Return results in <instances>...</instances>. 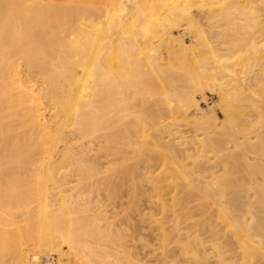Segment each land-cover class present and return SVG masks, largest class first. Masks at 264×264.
Masks as SVG:
<instances>
[{
  "label": "bare ground",
  "instance_id": "bare-ground-1",
  "mask_svg": "<svg viewBox=\"0 0 264 264\" xmlns=\"http://www.w3.org/2000/svg\"><path fill=\"white\" fill-rule=\"evenodd\" d=\"M75 2L79 3L76 4ZM218 2L221 4V9L217 7V11L221 10V12L217 17L228 21V25L229 23L237 25L239 30H237L234 42L232 41V48L229 51L225 50L228 53L217 54L218 58L215 56L217 58L216 69L219 73L223 70L235 73V70L231 68L232 65L231 67L229 65L231 62L229 60L241 57V55L257 54L254 60L258 61L252 62L248 68L249 76L243 74L244 76L241 78L232 77V80L237 84L235 86L237 92L240 85V92L242 89L245 91L243 86H247L248 91L255 90L249 95L256 97L259 94L257 92L264 86V0H251L253 5L245 4L246 0L243 3L242 0H219ZM258 2L261 3L260 8L255 4ZM191 3L192 0H61L59 2L56 0H0V192H4V196L8 193L5 190L8 186L11 187L10 182L14 177L33 176L40 179L47 175L61 178L67 175L75 174L76 176L78 174L80 176L82 174V177L89 181L98 175L99 167L97 165H101L104 157L108 158L114 153L111 147L113 143L117 144L119 141H115L118 135H122L120 139H125L129 137L130 129L134 128L132 122L128 120L130 118L129 113L127 111L122 113V111L128 110V101L129 99L132 101L127 93L128 88L136 91L138 86L135 85L136 88L134 89L132 82L137 81L138 77L141 76L140 60L135 56V50L137 48L143 50L148 46L152 49H158V45L165 44L167 47L170 43H179L184 46V39L179 38L181 33L176 35L175 30H184L189 34L191 32L196 34V38L192 39L195 48L186 45L187 47H184V49L187 48L186 52L189 48L193 55L196 48L205 49L207 46L205 34L200 27L197 15L193 13ZM206 3L207 0H202V7L207 5ZM211 5L210 7L214 6ZM164 9L169 10V16L158 18ZM197 9H199L198 6ZM216 9L211 12L207 10V12L211 14L214 12V15L217 12ZM166 10L164 11L166 12ZM213 15L209 17L214 19L216 16ZM51 17H59V20L62 17L68 22L65 24V21L63 22L61 19L58 21L65 25L57 24L59 25L57 27L62 28L60 32L62 36L59 40L62 42L59 50L61 54L54 53L56 50L53 52V49L46 52L40 51L42 48L39 47V44L47 39L45 30H41L38 34L30 32V28L39 24L41 19ZM218 23L216 22V24ZM218 25L220 26V24ZM215 27L214 29H216ZM17 28H19L20 33H17ZM232 29H235V26H232ZM232 29H227L228 33ZM151 31L156 32L157 36L161 32L159 34L161 37L158 40L155 38L153 40L150 38L153 36ZM147 32H151L152 35L150 34L148 37L149 33ZM232 36L235 35L232 34ZM220 40L224 41V38L222 37ZM221 43L223 44V42ZM221 43L219 44L221 45ZM261 52L263 57L260 58L258 55ZM149 54L150 52L145 55ZM208 54L211 52L199 53L202 56L200 60H206ZM150 55L155 56L156 54ZM186 56L184 55V57ZM193 57V59L198 58L195 55ZM155 58L158 62L157 56ZM186 58L189 59L188 56ZM235 65L237 64L235 63ZM256 66L259 67L258 70H256ZM243 68L245 69V67ZM156 69L158 74L161 70L157 69L159 70L157 71ZM212 75L214 74L212 73ZM218 85V88L221 89L220 103H223L228 97L230 98L231 91H224L226 90L224 84ZM254 101L256 104L258 97ZM194 105H196L197 111L200 110L198 102ZM228 108L230 111V106ZM200 112H202L200 113L202 114L200 120L203 121L216 117L212 109L207 112L203 110ZM242 117L236 114L231 116L229 121L232 124L223 133L221 132L223 126L219 122L214 125L208 122L207 124L204 123L209 125L207 126L209 129H205L202 134L200 133L202 136L200 140L192 144L196 147L201 142L203 146L204 144L206 146L193 153L196 155L197 152H200V155L193 157L194 159L190 162L192 167L182 168L183 172H181V166L185 164V159L181 155H190L191 147L186 145V141L177 140L182 139L181 135L172 136V133H169V136L160 135V131L166 133L163 130L167 129L168 126H162L159 123L161 126H156L151 130L155 134L159 132L158 136L168 147L169 151L166 149L167 152L173 156L172 159H168L171 167L176 166L174 169L192 180L194 188L200 193L208 195L216 205L220 212L221 224L212 225L211 230L215 235L226 230V233L223 234V250L219 251L220 249L215 247L214 243L200 237L198 233L202 232L199 231L200 223L194 224L195 231H189L186 227L180 226L176 230L177 233L187 235L188 241L185 242L181 237L178 238L176 250L184 252L186 255L184 261L186 262L196 264L202 263L206 259L208 261V257L204 254L200 256L199 252L205 253L210 249L215 257L214 264H264V119H260L262 122L258 119L253 124L252 120H242ZM122 120L125 122H123L124 124L120 123ZM194 131L196 132V130ZM139 132L142 134V131ZM154 137L157 138L156 135ZM135 142L133 141L130 146H135ZM107 148L110 151H105ZM117 148L118 152L124 151L122 147V150ZM129 150L127 148L125 151L130 153ZM143 158H146V155ZM158 160L149 158L147 164L144 163L145 166H142L143 173L147 176L152 174L157 167L156 165L160 163ZM165 160L162 161L165 162ZM217 165L226 169L222 176L215 174L219 171H215ZM185 166L187 165L185 164ZM208 172L210 174L206 176L205 174ZM140 174L138 179L141 177ZM146 177L143 179L146 180ZM209 177L210 180L207 179ZM86 180L85 182H87ZM108 181L109 179H104L102 183ZM146 183L148 184V182ZM54 188L58 189L59 194H62L60 195L61 203L49 206L46 196L42 193L40 197L41 210L39 214L36 213L38 214V226H35L39 232L41 231L45 235L51 222L60 220L61 223L58 224L65 225L66 229L62 227L66 232L63 230L61 236L43 235L42 238H39V242L35 243L34 248L27 249L29 246L26 248V253L20 254L18 247L19 255L23 257L25 264H40V258L43 255L58 252L61 256V260L60 257L58 258L59 264H70L68 251L60 245L66 241L69 244L68 247L70 246L71 253L76 256L77 264L94 263L96 258L94 257L92 261L88 257V250H92L91 247L89 249L88 242L82 241L84 239L82 237H85L86 240L91 238L89 241H92L94 237L92 232L86 230L88 232L81 233L78 231L79 227H76L74 222L79 216L73 215L77 210L74 211L73 207L66 211L64 209L67 206L75 205L72 197L66 193L67 189L63 184H58ZM159 190L157 191L160 192ZM146 191L150 192L151 190L145 189ZM153 192L155 195L150 193L146 196V199L151 201L150 203L153 202L150 197L159 194H156L155 190ZM13 195L11 194V196ZM19 201L21 200L19 199ZM6 204L9 205L7 197L0 199V212L3 207L8 209L9 206L5 208ZM159 204L165 211L166 204L160 201ZM33 215L31 218L34 219ZM159 235H163L162 239L165 240L172 239L163 232ZM81 242L84 244L86 242L85 250L82 251ZM100 246L103 247V250ZM105 246L102 243L95 246L93 255L96 256L100 253L99 251H102L104 255L107 253L109 256V249L105 250L107 249V247L104 249ZM22 249L24 250V248ZM119 249L117 247L115 251L121 261L114 257V260L117 259L116 264L117 262L118 264H139L136 258L134 259L131 254L124 250L127 248ZM166 249L161 250L160 258L162 261H171L170 250ZM111 259L110 262H112Z\"/></svg>",
  "mask_w": 264,
  "mask_h": 264
},
{
  "label": "rangeland",
  "instance_id": "rangeland-1",
  "mask_svg": "<svg viewBox=\"0 0 264 264\" xmlns=\"http://www.w3.org/2000/svg\"><path fill=\"white\" fill-rule=\"evenodd\" d=\"M56 1L59 2L61 0H56ZM197 1L198 0H192L191 5H192V9L194 10L192 11L195 15H197L196 17L200 21V25H201L200 27L205 34L207 46L205 47V49L200 48L201 50L196 48L195 54L193 55L191 54L192 52L188 48L189 51L187 50L188 52L187 53L186 52L187 48L184 49V47H187L186 45H188L189 47L191 46L190 48L194 47L193 45L194 43L192 39L194 37L196 38V34L192 32L189 34L184 30H180V31L175 30L176 35L181 33L179 35V38L181 37L182 39H184L183 40L184 46L179 43H174V44L170 43L171 46L170 44H168L166 47V45L164 44L162 46L158 45L159 46V47L157 46L158 49H154V48L152 49L148 45H145L146 47L147 46L149 47L146 48L148 50L144 48L143 50L138 48L135 50V56L140 60L139 68L141 69V76L138 77L137 81L132 82V84H134V89L138 86L136 91L133 89H132L133 91L131 89L129 90L128 88L127 93L128 96H130L129 98H132V101L131 99H129L128 110L122 111V113L124 111H127L129 113V117L132 119L129 118L128 120L132 122L130 123L134 126V128L132 127L130 129L131 131L129 133V137H126L125 139L124 138L120 139V136L122 135H118L117 138L119 139L116 138L115 141L119 140L123 143L117 141V144L116 143L112 144L111 150H113L114 153L110 155L108 158L104 157L102 159V161L103 160L104 161L101 163V165H97L99 167L98 175L94 176L89 181L83 178L82 174L80 176L78 174H76V176L75 174L67 175L61 178L51 177L50 175H47V176H43L40 179H36L33 176H20L17 178L14 177L11 179L10 182L11 187L8 186L7 189L5 190L8 193L7 194L5 193L6 195L4 196L3 195L4 192L3 193L0 192V199L7 197L9 202V205H7L8 204L7 203L6 204L7 206H5V208L9 206L8 209H4L3 207L2 211L3 210L5 211L0 212L1 213L0 214V264H25L24 260L22 259L23 257L19 255L17 248L18 247L20 249L24 248V250L22 249L23 252L22 250L19 249L20 254L26 253L27 252L26 248L28 246L29 247L27 249L34 248L36 245L35 243H38L39 238L40 237L42 238V236L44 235L43 232L40 231L41 232L40 233L37 229L38 226L37 218L41 210L40 197L42 196L41 194L43 193L46 196V200L49 206L52 204L61 203L60 195L62 194H59L58 189L54 188L58 184H63V186L67 189L66 193L70 197H72V200L74 201L75 204V205L73 204L74 206H67L64 209L66 211L70 207H73L74 211L77 210V212L75 211V214L73 213V215L79 216L78 217L79 219L76 217L77 219H75L74 222V225L76 224V227L80 228V229L78 228V231L81 233H86L89 231L92 232L94 236L93 237L94 240L92 239V241H89L91 240V238L89 240L87 238L86 240L85 237H82V239L84 238L82 241L83 242L84 240L87 241L88 242L87 245L89 244L88 248L90 249L91 247L92 249V250H88V254H89L88 257L90 258V260L92 259V261L94 257L96 258L94 263L91 264H113L112 262L115 263L117 259L120 260L121 258H119L116 255V251H115V248L117 247H119L120 249H123L124 247L127 248L124 250H126V252L131 254L134 259L136 258V260L139 261V264H193L184 261L186 256L184 252L176 250V240L178 238L181 237L183 241L185 242L188 241L187 235L185 234L179 235V233H177L176 230L180 228V226H183L186 227V229L189 231H195L194 224L197 222L200 223L201 226L199 231L202 232H198L200 237H202L204 240H208L210 243H214L215 247L220 249L219 251L223 250L222 249L224 245L223 234L226 233V230L220 231L221 233L219 235H215L214 232L211 230L212 225L221 224V218L219 215L220 212L217 210L216 205H214L213 201L209 198V196L197 191L193 186L194 183H192V180H190L185 175H183V173L181 174V172H183L182 168L192 167L190 162L195 157L200 155V152H197L196 155H194L193 153H195L196 151H200L202 148H205L206 146V144H204L203 146L201 142H199L198 145L196 146L198 148L197 150V148L192 144L193 142L200 140V138L202 137L201 134L205 131V129H209L207 128V126L209 125H205L204 123L207 124L208 122L209 124L211 123L214 125L216 122H219L221 126H223L222 128L223 130L221 131L223 133L232 124V122H230L229 119L231 116H234L235 114L240 117L243 116L242 120H252L253 124L256 123L258 119L259 120L261 118L264 119V101H263L264 86L259 90V92H257V94L259 93L260 95L258 94V96L256 97L253 96L251 97L250 96L251 93L255 90L251 92L250 90L248 91L247 86H243V88L245 87L244 88L245 91H243L242 89L243 92L242 93L240 92L241 90L240 88L241 85H240L239 86L240 90L238 89L237 92V88L235 87L237 86V84L235 83L234 80H232V77L236 78V76H238V78H241L244 76L243 74L249 76L248 68L250 67V64L252 62L256 63L258 61V60H254L256 59V55H257L255 53L244 56L241 55V57H236L229 60V62L230 61L231 62L230 64L229 63L228 64L230 65V67L232 65L231 68L235 70V73L231 71L228 72L226 70H223L221 73L217 71L215 62L217 61L218 55H221V53L224 55L225 53H228L227 51H229L230 48H232L231 46L233 45L239 27L237 25H231L230 23L228 25V21L220 17H217V15H219V13L221 12V10L217 11L221 5L220 2H218L219 0L216 1L214 0L213 2L211 0L212 3L209 2L210 0H207L206 3L207 5H205L206 7L205 6L202 7V0L201 1L199 0L200 2L198 1V3ZM243 2H245V0H242V3ZM75 3L78 4L79 2H75ZM209 3H211L212 5L216 3L217 4L214 5L215 7L210 4L212 6L210 7V5H208ZM245 4L253 5L254 3L252 4L251 0H246ZM255 4H257L259 8L261 7L260 2ZM197 6L199 9H197ZM207 6L209 9H211L210 11L207 8ZM206 8L208 12L215 11L213 9L217 8L216 9L217 12H215L214 14L216 17L213 15L214 12H212V14L208 13ZM164 10L162 11L161 16L158 15V18H164L169 16L170 14L168 13L169 10L168 11L166 10V12ZM205 13L213 15L215 18L211 19L209 17L210 15L209 16L208 14L205 15ZM61 19H63L62 20L63 22L66 20L62 17ZM61 19L59 20V17L41 19L39 24L30 28V32H32V34H38L41 32V30H45L47 32L46 35L47 39L39 44L40 45L39 47L42 48L40 49V51L46 52L53 49L52 50L53 52L56 50L54 53L57 52V54L58 53L61 54V51L59 50L61 49L60 46L62 45V42L59 40L61 39L60 37L62 36L60 33L62 28L57 27L59 26L57 24L60 23L59 21H61ZM222 21L225 22L223 23ZM216 22L220 24V26L216 24ZM64 23L66 24L68 22L65 21ZM64 23L61 22L60 24H64ZM232 26L233 27L235 26V29H232ZM214 27L216 29H214ZM223 28L226 34L223 32ZM230 28L232 30L229 31L228 33V30H230ZM16 30H18V32L16 31L17 33H20L19 28H17ZM214 30L216 31V33ZM151 32L153 33V31ZM151 32H147L149 33L148 37H150V34L152 35ZM154 33L156 34V32ZM154 33L153 36H151L150 38H152L153 40L155 39L158 40L161 37V35H159L161 32L160 33L158 32L159 33L158 36L157 34L155 35ZM218 34L220 35V38ZM232 34L235 36H232ZM214 37L215 38L217 37L219 40L217 38L215 39ZM222 37L224 38V41L220 40L222 39ZM214 39L215 42H213ZM199 42L201 43V41ZM221 42H223V44ZM219 43H221V45ZM212 48L214 51L212 50ZM205 51H210L211 54H208L207 59L205 58L206 60L203 59L204 61H202L200 60L202 56L199 55V53L201 54ZM149 52L150 54H156V55L151 56L149 54L146 56L145 54H148ZM64 53H68V52H64ZM186 54L190 60L186 58L187 57ZM261 54L262 52L259 53L258 55L260 58L263 57V55ZM184 55L186 57H184ZM194 55L198 56L199 59L198 58L193 59ZM156 56L157 59L159 60L158 62L157 60H155ZM215 56H217V58ZM250 56L253 58L251 59ZM260 58L259 60H261ZM233 60L235 61L234 63ZM235 63L237 65H235ZM239 67L240 69H238ZM243 67H245V69ZM256 67H257L256 70H258L259 67L258 66ZM156 68L161 71L157 70ZM22 69H24V67H22ZM155 69L159 71L158 74L156 73ZM212 73L214 75H212ZM238 73H240L242 76L239 74L240 75L239 77ZM215 77H217L218 79ZM128 84L130 86L132 85L130 83ZM215 84L216 86H214ZM218 84L225 85L224 88L226 90L224 91H229V90L231 91V92L229 91L231 95L230 98L228 97V99L225 100L223 103H220L221 89L218 88L219 87ZM257 97H258V101L255 104L254 100L257 99ZM133 102H135L136 105L133 104ZM196 102L199 103V107H200V110L198 111L196 105H194ZM228 106H230V111ZM234 106L235 108L232 109V107ZM209 109L213 110V113L216 114V117L214 119L209 118L206 121L204 120L205 122L203 120H200V118L202 117V114H200L202 112L200 111L203 110L204 112H207ZM233 113L235 114L233 115ZM249 117L252 119H250ZM123 122L124 121L122 120V122L120 123L122 124ZM260 122L262 121L260 120ZM159 123L162 126L164 125L168 126L167 129L163 130V132L166 133H162V131H160V135L169 136V133L170 134L172 133V136H174L175 134H176L175 136L181 135L182 139H177V140L186 141L187 142L186 145L191 147L189 153H191L192 155L188 154L189 157L188 155L186 156L184 154L181 155V157L185 159L184 162L187 166H185V164L181 166L180 173L179 171L174 169L176 166L171 167L170 162H168L170 159H172L173 156L171 155L170 152H167L168 147L165 146V144L162 142V139L158 136L159 132L158 133L156 132V134L151 132V130L156 128V126L157 127L161 126ZM194 130H196V132ZM139 131H142V134ZM196 133L199 134L197 135ZM155 135L156 137L157 136L158 137L155 138L154 137ZM197 136L200 137L198 138ZM131 141L137 142V143L135 142V146L132 145L130 146V144H132ZM115 144L117 145L116 147L114 146ZM118 145L119 148H117ZM121 147L122 149L124 148V151L127 148H129L130 153L126 151L118 152L116 150V148L118 150H122ZM105 151H110V149L107 148L105 149ZM145 155L146 158H143L145 157ZM159 155L162 157H160ZM109 158L110 160H108ZM149 158L159 159L158 161H160V163L156 165L157 167H155L154 169L155 172L153 171L152 174L147 176V174H144L142 170L143 167L147 164V160ZM164 159H166L165 162L162 161ZM178 161L180 162L181 160ZM138 168L140 169L138 170ZM140 170L141 172H139ZM217 170H219L220 173L218 174L219 171L215 172L216 175L222 176V174H225L226 172V169H224V167L221 165H217V168L215 167V171ZM139 174L141 177L138 179ZM209 174L210 173L208 172L205 175L208 176ZM145 177L147 178L146 180L143 179ZM104 179H109V181L107 183H102L104 182ZM207 179L210 180L211 178L209 177ZM85 180L87 182H85ZM146 182H148V184ZM43 189L45 190L43 191ZM145 189L151 191L150 192L146 191L147 192L146 194ZM153 190H155L156 194L157 193L159 194L150 197L152 198L151 200H153L152 202L153 205H152V203H150L151 201H148L146 199V196L150 195V193L153 194L154 193ZM157 190H159L160 192H158ZM11 194L14 195L11 196ZM153 195H155V193ZM143 197L145 200L143 199ZM19 199L21 201H19ZM158 199L161 203L166 204L165 211L162 208V206L159 204ZM13 200H17V201H13ZM206 200H209V202H206ZM23 202L25 203L22 204ZM32 214H34L33 216L37 223L33 218H31ZM54 221L55 222H51L50 227H48V231L45 232L46 236L47 235L61 236L63 230L65 231L66 229V227H64L65 225L58 224L61 223L60 220H54ZM219 227H221V225H219ZM162 232L167 234V237H172V239L171 238H168L166 240L162 239L163 235H159V233ZM83 242H81L80 244V246L82 245L81 251L85 250L84 248L86 242L85 244ZM91 242H93L94 246L91 245ZM101 243L106 245L104 249L106 247L107 249L105 250L109 249V251H111V252L108 251L109 256L107 255V253L104 255L102 251H99L100 253L98 252L99 254H97L96 256L93 255L94 254L93 249H95V246L97 245L99 246ZM60 245L63 247L64 250L68 251L71 260L70 264H77L76 256L71 253L70 246L68 247L69 245L68 242L66 243V241H64L63 244ZM108 245L110 246L113 245V246L110 247ZM102 246L100 247L103 250ZM162 249H166L168 251L170 250L169 254L171 253V257H170L171 261H162V259L160 258V252ZM52 253L56 254L58 258L60 257L59 259L61 260V256L58 252H52ZM203 254L206 257H208V261L206 259L202 263H196V264H214L213 260H215V257L213 256L212 250L208 249L205 253L199 252L200 256H202ZM114 257H116L117 259L115 258L114 260ZM110 259L112 260V262L109 261Z\"/></svg>",
  "mask_w": 264,
  "mask_h": 264
},
{
  "label": "built area",
  "instance_id": "built-area-1",
  "mask_svg": "<svg viewBox=\"0 0 264 264\" xmlns=\"http://www.w3.org/2000/svg\"><path fill=\"white\" fill-rule=\"evenodd\" d=\"M40 264H59L58 256L54 253L45 254L40 258Z\"/></svg>",
  "mask_w": 264,
  "mask_h": 264
}]
</instances>
